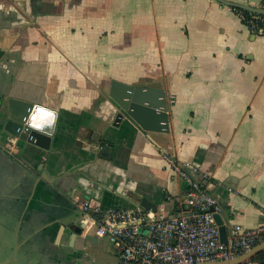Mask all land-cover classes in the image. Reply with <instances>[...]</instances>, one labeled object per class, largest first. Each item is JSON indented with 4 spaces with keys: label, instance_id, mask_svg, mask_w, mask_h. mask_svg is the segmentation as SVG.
Instances as JSON below:
<instances>
[{
    "label": "crops",
    "instance_id": "obj_1",
    "mask_svg": "<svg viewBox=\"0 0 264 264\" xmlns=\"http://www.w3.org/2000/svg\"><path fill=\"white\" fill-rule=\"evenodd\" d=\"M251 4L254 0H227ZM164 91L168 130L114 125L111 82ZM0 96L58 114L48 150L6 140L0 264H115L73 199L180 214L195 166L235 225L264 226V34L217 0H0ZM112 146L98 156L100 143ZM108 157V158H107Z\"/></svg>",
    "mask_w": 264,
    "mask_h": 264
},
{
    "label": "built area",
    "instance_id": "obj_2",
    "mask_svg": "<svg viewBox=\"0 0 264 264\" xmlns=\"http://www.w3.org/2000/svg\"><path fill=\"white\" fill-rule=\"evenodd\" d=\"M248 5L264 9V0H254ZM243 11L237 10L242 23L253 34L263 35L264 15L251 12L244 14ZM17 140L16 137H9L6 147L11 150ZM173 169L176 175L188 183V188L180 204V214L172 218L140 206L102 211L89 199H73V205L79 213L93 219L97 227L95 235L106 237L113 246L115 264L228 262L264 239V226L249 230L235 225L227 243H222L219 226L214 218L215 214H221V208L203 183L195 180L196 176L205 180L206 175L194 165L174 164ZM242 264L258 263L248 260Z\"/></svg>",
    "mask_w": 264,
    "mask_h": 264
},
{
    "label": "water",
    "instance_id": "obj_3",
    "mask_svg": "<svg viewBox=\"0 0 264 264\" xmlns=\"http://www.w3.org/2000/svg\"><path fill=\"white\" fill-rule=\"evenodd\" d=\"M217 1L229 7L264 15V9H259L252 5L230 2L227 0ZM109 96L116 108L114 125L115 123L127 120L133 121L146 131L166 132L168 130V107L163 90L146 86L125 85L117 81H112ZM4 100L5 105H2ZM0 103L7 111L4 128L11 137H16L21 141L28 142L45 150L49 149L51 138L55 130V124L51 128L46 127L44 130V133L46 134H43L31 129L25 123L24 118L29 116V110L32 109L35 104L14 98L5 99L1 96ZM100 145L101 147L98 150V156L105 157L112 153L111 145H107L104 142H101ZM195 180L206 184L201 176H196ZM140 207L146 210L150 209V207L143 201L140 203ZM152 211H155L154 208H152ZM172 217H174V215H171L168 218ZM214 218L216 224L219 226L221 242L227 243V228L223 223L221 215L215 214ZM144 231L146 232V230ZM262 250H264V239L249 251L235 257L231 261L214 264H242L245 261L250 260Z\"/></svg>",
    "mask_w": 264,
    "mask_h": 264
},
{
    "label": "clouds",
    "instance_id": "obj_4",
    "mask_svg": "<svg viewBox=\"0 0 264 264\" xmlns=\"http://www.w3.org/2000/svg\"><path fill=\"white\" fill-rule=\"evenodd\" d=\"M24 119L28 127L37 132L46 134L44 133L45 128H51L54 126L58 119V114L51 109L35 105L29 110V116Z\"/></svg>",
    "mask_w": 264,
    "mask_h": 264
},
{
    "label": "trees",
    "instance_id": "obj_5",
    "mask_svg": "<svg viewBox=\"0 0 264 264\" xmlns=\"http://www.w3.org/2000/svg\"><path fill=\"white\" fill-rule=\"evenodd\" d=\"M236 10H240V9H237ZM241 11V10H240ZM243 11V10H242ZM244 14H249L248 12L246 11H243ZM188 173L190 175H192V173L190 171H188ZM259 242H257L256 244H258ZM251 262H257L258 264H264V250H262L261 252H259L257 255H255L254 257H252L250 259Z\"/></svg>",
    "mask_w": 264,
    "mask_h": 264
}]
</instances>
